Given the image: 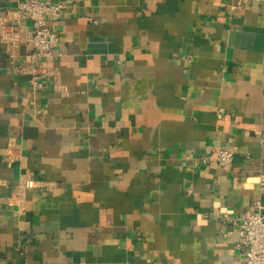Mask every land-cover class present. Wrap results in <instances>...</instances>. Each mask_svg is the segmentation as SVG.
Wrapping results in <instances>:
<instances>
[{
	"label": "crops",
	"instance_id": "crops-1",
	"mask_svg": "<svg viewBox=\"0 0 264 264\" xmlns=\"http://www.w3.org/2000/svg\"><path fill=\"white\" fill-rule=\"evenodd\" d=\"M65 1L61 54L32 61L0 0V264H241L234 228L264 202V1ZM226 146L231 170L199 160Z\"/></svg>",
	"mask_w": 264,
	"mask_h": 264
},
{
	"label": "built area",
	"instance_id": "built-area-1",
	"mask_svg": "<svg viewBox=\"0 0 264 264\" xmlns=\"http://www.w3.org/2000/svg\"><path fill=\"white\" fill-rule=\"evenodd\" d=\"M239 3L240 0H232L230 8H236ZM69 6L71 4L65 0L57 2L17 0V10L20 16L31 22V26L25 32V39L30 47L28 56L32 61H36L42 56L53 58L61 54L57 50L60 35L48 24V17H61ZM8 54L13 55L10 49ZM46 77L45 67L37 66L29 77L30 85L36 90L43 89L46 86ZM45 110V108H39L37 111L44 112ZM234 154L233 146L214 148L209 153L199 156V160L202 163L215 161L222 169L229 171L232 168ZM30 182V180H26L25 185L29 186ZM258 183L259 188L264 190V173L259 175ZM222 215L226 217L227 212H222ZM234 230L237 231L239 237L236 245L242 253L241 264H264V202L261 199H256L253 202V208L246 210L243 219Z\"/></svg>",
	"mask_w": 264,
	"mask_h": 264
}]
</instances>
